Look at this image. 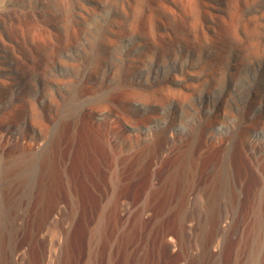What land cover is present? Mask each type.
<instances>
[{
	"label": "bare ground",
	"instance_id": "6f19581e",
	"mask_svg": "<svg viewBox=\"0 0 264 264\" xmlns=\"http://www.w3.org/2000/svg\"><path fill=\"white\" fill-rule=\"evenodd\" d=\"M91 1L93 2L92 9L87 18L83 15L84 20H75V22L69 20L70 22H68V19L65 20V17L62 16L59 19L57 17L54 20H47V23H40V21L34 19L26 21L27 19L22 20V17L13 18L8 11L6 12V0H0V30L2 31H0L2 33V35L0 34V43L5 47L11 46L12 52L11 49L9 51L14 54V61L11 62L12 70L18 71L20 69L23 74L21 76L28 83L27 89L23 90V93L16 94L15 98H13L15 94H12L11 99L13 101L11 102L22 100L26 101L31 107V116L28 121L31 134L28 132L15 140L16 145L13 143L15 147L12 145L13 148L11 149L6 147L8 141H2L0 152L11 158H16L17 154L15 156V153L18 151L31 152L37 145L33 143L36 139H34L36 128L41 136V138L40 136H37V138L46 139L45 150L39 160L40 173L34 187V195L31 202L27 204L25 225L6 226L7 219L3 225L4 227L0 225V264H15L16 251L21 246H26L31 254L29 264H39L34 249L37 244V237H39L40 226L56 210L61 197L71 196L74 198L75 207L81 215V219L87 220L96 208L99 210V198L97 199V197L100 185L98 183L103 180L102 161L108 155V152L110 153L112 146L115 145L112 144L111 134L119 132L118 127L110 126V123L107 124L108 122H104V128H102L101 122L96 121L100 115H104L105 111L110 109L108 108L109 100L114 101L115 98H119V100L124 101L123 104L132 101H136V103L140 101L143 104L148 102L151 105H157V107L172 105L174 104L173 101H176L175 107L178 106L183 110L189 102L191 104L192 101H195L196 96L202 101V84L205 80L209 78L214 80L217 76L222 80V77L225 78L227 75L241 74L245 67L249 68L255 65L254 60L251 59V56L255 53L258 54V58L262 59L259 60L263 61L261 56H264V0ZM15 34L20 35V38H24L23 42ZM26 38L28 40H25ZM6 58L0 54V60H7ZM204 66L207 68L205 72L202 70ZM89 68L92 69V73L86 74L90 70ZM2 72L4 73V71ZM123 75L132 80L131 85L127 84L126 86L122 83V79L126 78H122ZM74 76L78 77L76 79L82 76L78 87V97L82 98L90 91L92 93V86L88 85L91 80H94L93 87L105 88L107 96L99 103L84 104L82 107L78 105L80 109L74 115L73 112L68 115L65 114L63 102L70 94L71 86L69 85L74 83ZM202 77L204 79L203 83ZM204 77L209 78L205 79ZM128 78L126 79L128 80ZM6 84L5 81L0 79L1 86ZM262 85L264 87V83ZM210 90L212 91V89ZM232 93L230 94L232 95ZM261 96L262 93L259 91L254 94L256 98ZM207 99L208 104H210L211 99ZM222 101L224 105V107L223 105L220 106L223 107L222 114L234 118L233 113L235 111L232 112V109H229L230 112L228 110L231 100L223 98ZM68 103L71 104L69 100ZM260 103L263 105V101H260ZM192 105L194 106V103ZM68 106L70 107V105ZM68 106L67 108H69ZM197 106H194L195 109H198ZM19 108L20 103L17 104L16 102L12 106L9 116L5 115L8 116L5 120L11 121L17 117L16 114ZM240 109L242 110V108H239V115L233 122L235 124L229 135H223L225 137L218 136V141L209 142L208 156L210 158L214 156L221 158L225 144L230 145L228 163L231 178H229L231 187L234 188L231 198L233 202L241 205L250 199L251 192L259 184V178L254 172L255 169H253L254 159L250 156V144H253V142L247 137L251 128V123L247 121L248 112H241ZM191 110L188 109L190 112ZM113 112L111 115H113ZM115 112H118V110ZM164 112L166 113L165 109ZM196 112L201 113L202 111ZM122 113L119 118L125 123L131 124L133 129L139 133V135L138 133L134 134L140 141V135L144 132L140 128L148 126L154 116H144L142 119L136 120L133 117L135 112L131 113L132 115H128L129 112L126 115ZM171 117L172 121L154 127L149 126L145 135L151 137L141 145L136 141L138 143L137 147L139 145L140 147L134 151V154L132 153L133 155L127 156L125 153L123 156L117 155L116 164L118 168L108 172L114 181L115 187L112 188L109 209L105 210L103 221L101 220L102 228L100 231L103 234V241H99L97 244L93 240L90 244L89 241V251L86 252L85 263L174 264L176 260L184 259L186 264H236L239 259L236 260L237 253L234 255L231 247L226 246L218 254L213 249L212 243L217 238H215V234L216 227L219 224L218 215L213 211L211 215H208L209 224L202 240L201 252L194 254L188 251V253L183 245L186 222L181 216V207L190 189L187 182L194 181L201 184L202 180L208 179L209 175L202 169V166L207 163V156L202 157L203 143H207L204 134L206 128L212 134L214 132L212 128L219 124L220 119L223 118L220 114H209L207 119L202 122L201 115L199 119L197 116V124L191 126V131L188 134L186 133L187 135L178 132L179 134H175L169 142L167 131L170 126H173V122L177 120L174 119V116ZM52 121L55 126L52 127L54 131L50 136L48 130L49 123H52ZM180 121H182V118ZM191 124L193 123L191 122ZM113 155L115 156V154ZM113 164L115 165V163ZM259 164H261V169L264 170V159L263 163L260 162ZM153 175L157 176L158 185L155 188L149 187L150 193L147 206L159 207L157 213L148 215L138 208L139 210L133 211L131 216L128 214V216L123 215L120 212L121 210L118 209L120 200L123 197H135L136 190L141 193V188L136 187L137 189H135L137 185L135 183L142 179L149 181ZM222 176L223 173H213L214 179ZM237 187L239 191L236 189ZM133 189L135 190L133 191ZM149 190L147 189V192ZM174 196H177L176 200ZM9 201L7 200V202ZM172 202L175 203L174 207L168 209L169 204ZM10 211L14 212L13 210ZM5 216L8 217L7 213ZM262 216H264V213L261 212L259 219L255 218L258 221L254 219L257 236L253 239V242L258 245L259 249L254 250L256 251L254 257L250 254L252 258L245 255L248 260H252L251 264L257 263L259 255H257V252L264 249V220ZM22 222H25V220ZM9 224L11 223L9 222ZM80 224L82 223L80 222ZM79 233L80 229L77 227L71 233L69 230L58 264H77L78 261H81L80 256L83 254L79 253L77 249ZM169 235H174L177 239L180 246L178 254L170 251L167 242ZM113 237H115L114 240ZM231 242L237 244L236 239H232ZM80 246L83 245L80 244ZM256 246L255 249H257ZM249 252L252 253V251ZM246 263L249 262L246 260ZM262 264H264V260Z\"/></svg>",
	"mask_w": 264,
	"mask_h": 264
},
{
	"label": "rangeland",
	"instance_id": "374dc122",
	"mask_svg": "<svg viewBox=\"0 0 264 264\" xmlns=\"http://www.w3.org/2000/svg\"><path fill=\"white\" fill-rule=\"evenodd\" d=\"M119 1L120 0H117V2H119ZM92 4H93V2L91 0H6L5 8H6V12L8 11V13H10V15L13 18L14 17L15 18H18V17L21 18L22 17L21 19L22 20L27 19L26 21H32L34 19L36 21L38 20V22L40 21V23H45V22L47 23L49 20H54L57 17L59 19V18H62V16H64L65 20L68 19L67 20L68 22H70V21L75 22V20H81V19L84 20L85 17L87 18V15L90 13V11L92 9V7H91ZM1 32H0V34L2 35ZM16 36L19 37L20 35H16ZM19 39L21 41L24 40V38H22V37L21 38L19 37ZM25 40H28V39L26 38ZM7 47L3 46L0 43V50H1L0 54H2L5 58L9 57V58H6L7 60H4V59L0 60V74H1L0 79L7 83L6 85H3V86L0 85V89H1L0 90V143L2 141L3 142L8 141V142H6V147L11 149V148H13L14 144L16 145V143H14V142H16L15 140H17L18 138H21L24 134H27L28 132L31 134V132L29 131V127H28V125H29L28 121H29V118L31 116V111H30L31 107L26 101L20 100V101L11 102V101H13V99H11V97L15 94L13 96V98H15L16 94H21V92L23 93L27 89L28 83L24 79V77L21 76L23 74L21 73L22 71L20 69H18V71L12 70L13 66H12L11 62L14 61V54L11 53L12 52V48H10L11 46L10 47L7 46ZM4 48H6V49H4ZM7 53H9V54H7ZM257 55H258L257 53L252 55L255 58L251 56V59L254 60V62H255V65L254 66L252 65L253 67L252 66L249 68L245 67L241 71L242 72L241 74L229 75V76L227 75V77L225 76V78L222 77L223 78L222 80L224 82L226 81L225 84H224V82L222 83L221 78H218V76L216 78L219 79L220 81L217 80L216 78H214V80H213V78L210 79L208 77L210 79L209 80L207 77L206 78L204 77L205 79H208V80H205V82H204V79L202 77V83L204 82L202 84V91L204 93L201 91L203 94L202 95V101H200L199 97L196 96L195 101H192L191 104L189 102V104H187V106L184 107V109L182 108L183 110H181V108H179L178 106L175 107L174 104H176V101H173L174 104H172V105L169 104V105H166L165 107H157V105H151L148 102H144L145 104H143V102H140V101H137V103H136V101H132L131 103H128V104L124 103L123 104L124 101L121 99L119 100V98H115L114 101L109 100L108 101V103H109L108 108H110V109L106 110L105 111L106 113H104V115H100V117L102 116V118L98 117L99 119L98 120L96 119V121L99 123L100 122L102 123V124L100 123L102 128H104L103 123L108 122L107 124L110 123V126L113 125L115 127H118L119 132H116L118 134H116V133L111 134L112 137L111 136L110 137L112 138V144H115V145L112 146L113 148L110 149V153L108 152V155H106L105 159H103L104 162L102 161L103 166L101 168V171H102V175H103L102 178H103L104 182H103V180H101V182L98 183V185L100 184L99 185V195H98V197L96 196L97 199L99 198L98 199V201H99L98 209L99 210H97V208H96L95 212H93V214L90 215L91 217L90 216L88 217V219H87L88 221L81 219V215L77 212V209L75 207L74 198L71 196L61 197L58 201L59 203H58L56 210L53 211L52 214H50L46 218V220L43 221L42 225L40 226L41 228H40L39 233H38L39 237H37V242H36L37 244L35 245V249H34L35 254L37 256V259L39 261V264H58V261L60 260V258L62 256V252L64 250V242L68 237L69 230L71 233L76 229V227L80 229V233H79V237H78L79 239H78V243H77V249L79 250V253L83 254L80 256L81 261L80 262L78 261L77 264H84L85 263L86 255L89 251V241H90V244H91L92 240L96 244L99 241L100 242L103 241V234H102V231H100L102 228L103 213L105 212V210L109 209V203L111 200L112 188L115 187L114 181L110 177L108 172H110V171L112 172L113 169L118 168V165L116 164L117 163L116 158L118 157L117 156L118 154L122 155V156L124 153L127 156L131 155L132 153L134 154V151H136V149H138L141 144L145 143L147 139L149 140V138L151 136L145 135L146 130H148L147 128L149 126L154 127V126L162 124L164 122L172 121L173 119H171L172 118L171 116H174V119H177V120L173 122V126H170V129L167 131L168 132L167 137H169L168 139L170 142L173 139L174 135L177 134L178 132H181L184 135L186 133L188 134L191 131V128H192L191 126H194L197 124V121H198L200 115L202 117V122H204L207 119V117L209 116V114H216V115L220 114L221 118H223L224 120L220 119L221 120L220 123L217 124L216 126H214V128H212L215 133L213 132L211 134V131L207 130V128L205 130L206 132H205L204 136L206 138L207 143L206 144L203 143L204 148L202 149V157L207 156V163L205 164V166H202L203 167L202 169L206 174L209 175L208 179L202 180L201 184H197L194 181L193 182L190 181V183L187 182V184H189L190 189H189V193L185 199L186 202L184 201V203H183L184 206L182 205V207H181V209H182L181 210V216L184 219V221L186 222L184 233H183L184 234L183 235V245H184L187 252L189 251L190 253H194V254L198 253L199 254L201 252L202 240L204 239L205 232H206L208 224H209V216L208 215H211V213L216 212L218 215L219 224L216 227L217 230H216L215 238L216 237L217 238L214 239L215 241H213V243H212L213 244L212 247H214L213 249L215 250V252L218 254V253H221L226 248V246L231 247L234 255H236L235 253H237V255H238V257H237V255L235 256L236 260L239 258L236 261V264H245L246 260L249 262L248 264H251L252 260H250V259L248 260V258H252V256L254 257V255L256 254V251L259 249L258 245L255 244V242H253V239H255V236H257V232L255 231L256 230V227H255L256 222L254 224V221L255 220L258 221L259 215L261 212H262V214L264 213L263 212L264 211V170L261 169V164H259L260 162L263 163V159H264V97H263L264 96V94H263L264 93V87H262L263 86L262 83H264V56H261L263 58V61L261 62L260 60H262V59L258 58ZM256 60H258V61H256ZM2 61H4V62H2ZM9 64H11V65L9 66ZM8 66L12 67V68L9 69ZM204 67H202V70L205 72L207 68L205 67V70H204L203 69ZM89 69L90 70H88V72H86V74L92 73L91 72L92 69L91 68H89ZM250 70H251V72H249ZM2 71H4V73ZM246 72H247V75H246ZM16 73H18V74H16ZM3 74L5 77L3 76ZM83 74H85V73H83ZM138 74H140V73H138ZM13 76H14V78H13ZM16 76H18V77H16ZM244 76H246V77H244ZM19 77H20V79H19ZM74 77H73L74 83H71L69 85V86H71V89H73V90H71V89L69 90L70 94L67 93L68 96H67L66 100H64V102H63L65 114H68V115H71L72 112H73L72 114L74 115V113H76V111H78L80 109L79 106L82 107L84 104H90L91 105V104L99 103L100 101H102L107 96V94H106L107 91L105 90V88L98 89L97 86H94L95 87L94 88L93 87L94 80L93 81L91 80L88 85L92 86V93L90 91L86 96H83L82 98L78 97V92H79L78 87L80 86V81H81L80 78H82V76H80L79 79H76L78 77H75V78ZM93 77L95 78V76H93ZM124 77H126V76L123 75L122 78H124ZM16 78H18L19 80ZM126 78H128V77H126ZM126 78L122 79V83H124L126 86H127V84L131 85L132 80H129V78H128V80H129L128 81ZM229 78H231V79H229ZM247 78H248V80H247ZM8 79H11V80H8ZM22 81H23V83H21ZM90 84H92V85H90ZM223 84H224V86H223ZM14 85H15V87H14ZM10 86H11V88H9ZM219 86H221V87L219 88ZM224 87H226V88L224 89ZM14 88H16V89H14ZM232 88H234V89H232ZM210 89H212V91ZM217 89H219V90H217ZM205 90L206 91L208 90V91L206 92ZM262 90H263V92H261ZM230 91H232L233 93ZM257 91L262 93V96L260 97L261 99L254 97V94ZM215 92H216V94H215ZM228 93L229 94L232 93V95L231 94L229 95ZM216 95L218 98L216 97ZM68 98H70V99H68ZM207 98L211 99L210 104H208ZM219 98H221V99H219ZM223 98H225V99L229 98L231 100L230 101L231 105L229 106L228 110L232 109V112L235 111V113H233V115H235L234 118L232 116H231L232 118L231 117L229 118V117H226L228 115L224 116L222 114V108L224 107V105L222 103ZM68 100L70 101L71 104L68 103ZM255 100H257V101L254 102ZM196 101H197V103H196ZM236 101H237V103H236ZM260 101H263V105L260 103ZM16 102H17V104H18V102L20 103V108L18 109V112L16 114V116L17 115L18 116L15 117L16 119L14 118L11 121L5 120L9 116V112H11L12 106ZM11 103H12V105H11ZM23 103H26V104H23ZM72 103H73V105H72ZM192 103H194V106L198 105L196 107L198 109H195V107L192 105ZM240 104H241V106H240ZM256 104H258V105H256ZM66 105L67 106L70 105V107L68 106L69 108H67ZM222 105H223V107H220ZM73 106H75V107L72 108ZM208 106L209 107L211 106V107L209 108ZM217 108H219V109H217ZM239 108H242V110L240 109L241 112H243V111H245V113L248 112L247 117L248 116L249 117L247 118L248 119L247 121L249 123H251V128L249 130V134L247 137L249 139H251L253 142V144H250V148H251L250 149V156L252 159H254L253 160V169H255L254 172L257 175V177L259 178V182H258L259 184H258L257 188H254L253 191L251 192L250 199L245 204H241V205L236 204V202H233L232 198H231L232 197L231 195H233V189L234 188L231 187V183H230L231 177H230V172H229L230 169H229V163H228V161H229L228 157L230 155V145L225 144V146L223 147L224 149L222 150L221 158L216 157V156L210 158L208 156L209 147H210L208 145L209 142L216 141V140L218 141L219 137L221 135L222 136L223 135H225V136L229 135V132L233 129L234 124H235V123L233 124V122H235V120L237 119L236 117H238V115H239ZM164 109H165L166 113L164 112ZM173 109H174V111H173ZM188 109L189 110L192 109L191 112L188 111ZM117 110H118V112H115ZM199 110L202 112L201 113L196 112ZM219 110H220V112H219ZM107 111H109V112H107ZM112 111H114L113 112L114 116L111 115ZM170 111H172V112L170 113ZM121 112H123L125 115L128 114V112H129L128 115L135 112L136 114L133 113V115H134L133 117L136 120L142 119L144 116H150V115H151V117L154 116L153 117L154 119L153 118L151 119V121L149 122L150 124H148V126H142V127L140 126L141 131L142 132L144 131L143 134L140 135L141 137L139 136L141 138L140 141L138 140L139 138L135 136V134L138 132H136L133 129L131 124L125 123V121H123V120H121V118H119L122 116ZM125 112H127V113H125ZM183 112L187 116H185ZM117 113H119L120 115H118ZM177 113H179V114H177ZM190 114H192V115H190ZM5 115H8V116L6 117ZM155 115H156V118H155ZM193 115L194 116L197 115L198 119L196 118L197 116L194 118ZM138 117H140V118H138ZM160 117H161V119H160ZM181 118H182V121H180ZM162 120H164V121H162ZM190 120L193 124H191V122H189ZM254 120H256V121H254ZM116 121H119V122L117 123ZM176 122L178 123V125ZM118 124H120V125H118ZM253 124H255V125H253ZM49 125L50 126H49V130H48V134L51 136L53 131H54V128H52V127L55 126V123L52 121V123H49ZM189 125H190V127H188ZM34 133H35L34 136H36V137H34V139L35 138L36 139L34 140L35 142L33 141V143H35V145L37 144L39 146L36 145L31 152L26 153L24 151H21V152L18 151L19 154H18V152L15 153V156L17 154L16 158L15 157L11 158L9 156L7 157V155L5 156L2 152H0V225H2V227H4L3 225L5 224L6 219H7V222L5 224L6 226L15 225V224H16V226H19V225L22 226V225H25L24 223H26L27 204L29 202H31V198L34 195V187L37 183L39 173H40L39 160L42 157V155H43L42 153L45 150V140H46V139L45 140L40 139L41 136H40L37 128L35 129ZM121 135H122V137H121ZM138 135H139V133H138ZM37 136H40V138L39 137L37 138ZM145 136H146V138H145ZM214 136H216V137H214ZM225 136H223V137H225ZM223 137H221V138H223ZM214 138H217V139H214ZM124 139H126V140H124ZM36 141H37V143H36ZM113 141H114V143H113ZM136 141L139 142V144H140L139 147H137L138 143ZM1 144H3V143H1ZM40 144L43 147H41ZM135 146H136V148H135ZM133 149H135V150H133ZM0 151H1V146H0ZM116 151H118V152H116ZM114 152H116V153H114ZM113 154H115V156ZM126 155H124V156H126ZM5 157H7V158H5ZM109 158H110V160H109ZM113 163H115V165ZM133 168L135 169V167H133ZM215 172L223 173V176L221 178L214 179L213 173H215ZM4 176H6V177H4ZM142 181L143 182L145 181L144 182L146 184L145 186H144V183ZM157 182H158V180H157L156 175H153L152 179L149 181H146L144 179L137 181L135 184H137L138 186L136 185L135 189L141 188L140 189L141 193L140 192L138 193L136 190L135 191V194H136L135 197H132V196L123 197L120 200L119 205H118V209L121 210L120 212L123 215L128 214L129 216L133 215L132 214L133 211L135 212L139 209L146 212L148 215H154L155 212L157 213L159 207L147 206V200H148V196L150 193L149 187L150 188L157 187V185H158ZM147 184H148V188H147ZM101 187H103L105 189V192H104V189ZM135 189H133V191ZM147 189L149 190L148 192H147ZM236 189L239 191L238 187ZM105 193H107L106 196H105ZM176 197L177 196H174L175 200H176ZM7 200L8 201L10 200L11 202L10 201L7 202ZM104 205L107 207H105ZM169 205L170 206H168V209H170V208L172 209L174 207L175 203L172 202ZM3 208H4V210H3ZM14 208H15V210H14ZM151 208H152V210H151ZM6 209L8 212L6 211ZM10 210H13L14 212H12ZM4 211H6V212H4ZM6 213H7L9 218L7 216H5ZM14 214H17V215H14ZM22 216L25 219H23ZM255 218H258V219H255ZM262 218L264 220V216H262ZM12 219H14V220L12 221ZM24 220H25V222H22ZM91 220H92V222H91ZM79 221L82 224H80ZM85 221L87 223L86 225H85ZM9 222L11 224H9ZM12 222H15V223H12ZM89 222L91 223V226H90ZM118 230H117V232H118ZM83 231H85V232H83ZM95 236H97V237H95ZM100 236H101V238H100ZM169 236L167 237L168 238L167 242H168V246L170 248V251L174 254H178L180 251V246L177 242V239L174 235H169ZM114 239H115V237H113V240ZM232 239H234V240L236 239L237 244H233V242H231ZM238 239H239V241H238ZM85 242H87V243H85ZM248 242H249V244H248ZM238 243H239V245H238ZM251 243H253L255 245H253ZM80 244L83 246H80ZM255 246L257 249H255ZM244 248H245V250H244ZM92 249H93V246H92ZM240 249H243V250H240ZM61 250H62V252H61ZM238 250H240V251H238ZM254 250H256V251H254ZM249 251H252V253H250ZM259 252H257V255L259 254L260 256L258 255V257H257L258 261L256 264H258L259 262H260L259 264H262V262L264 260V258L261 259L262 257H264V249L260 253ZM261 254H262V256H261ZM245 255H247L246 257H248V256L249 257L246 258ZM241 256L243 257V259ZM30 258H31V254H30L28 248L26 246H21L16 251V260H15L16 262H15V264H29ZM82 261H84V262H82ZM85 264H87V263H85ZM174 264H186V261L184 259H178L174 262Z\"/></svg>",
	"mask_w": 264,
	"mask_h": 264
}]
</instances>
